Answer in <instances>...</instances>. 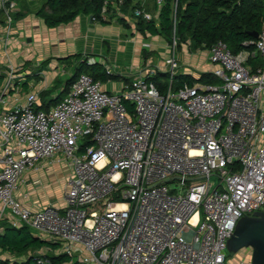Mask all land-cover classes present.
<instances>
[{"label":"built area","instance_id":"2783aa9c","mask_svg":"<svg viewBox=\"0 0 264 264\" xmlns=\"http://www.w3.org/2000/svg\"><path fill=\"white\" fill-rule=\"evenodd\" d=\"M253 44L208 50L216 86L173 90V48L164 91L146 71L122 75L129 81L110 94L79 74L48 110L36 109L37 94L9 109L0 96V218L78 264H232L237 221L264 212V23ZM256 54L263 63L252 70ZM58 155L70 167L64 207L33 211L15 197L21 176Z\"/></svg>","mask_w":264,"mask_h":264},{"label":"crops","instance_id":"0c3cea01","mask_svg":"<svg viewBox=\"0 0 264 264\" xmlns=\"http://www.w3.org/2000/svg\"><path fill=\"white\" fill-rule=\"evenodd\" d=\"M24 1L0 0V69H6L5 73L8 74V68L10 72H13L14 67H26L21 72L26 71L21 76L24 78L18 79L16 84L15 81L10 83L4 74L0 73V76L3 77L0 90L7 84H10L9 90H11V93L8 92L5 97L0 94L7 103V107L4 108L9 109L23 103L29 94H37L38 104L36 106L38 107L40 105L39 94L42 92H48L49 98L54 99L56 96H60L63 99L68 92L62 91L68 79L63 80L62 86L56 91V86L53 87V85L59 74L62 73L61 76H64L70 69L71 77L75 75V79L79 64L86 59L96 62V56L101 57L99 63L104 65L106 61L111 67H122L120 66L122 61V64L130 71L126 77L132 79L138 77L139 74L143 75L146 71H155L154 75L163 74L166 76L164 78L169 80L164 60L169 57L171 47L163 37L149 36L151 39H146L140 34H136L131 38V31L118 24L114 14L110 15V18H106L109 24L105 26L97 20L90 21L89 16L80 15L67 25L49 29L44 25L42 19L36 17L35 12L38 8L28 10ZM46 1H43L42 5ZM11 5L13 9L9 10L8 15L13 18V21H9L6 15L7 8ZM1 9L3 13H1ZM126 18L128 19V15H125ZM150 50H154V52L149 54ZM104 53L108 55L104 56ZM107 56L111 57L110 60L105 58ZM208 56L206 50L190 51L187 44H183L174 55L177 67H179V74L193 78V84H204L199 81L200 76L202 74L211 76L210 71L214 67L209 63ZM33 67L41 68L38 80L28 79V74L32 73L29 69H33ZM120 71L122 74H114L125 76V72H128L123 69ZM18 76L20 75H14L12 78H21ZM116 82L122 83V81ZM98 83L102 90L109 94L119 92L122 85L116 86L115 81ZM158 88L160 91L165 90ZM31 89H34V92H27L28 94L24 97L20 95V92ZM61 93L63 95L65 93V95L63 96ZM13 98L15 99L12 100ZM56 157L51 161L39 162L35 169L28 170L21 176L15 197L33 211L43 206L64 207L65 181L70 173V167L62 156ZM0 220L4 219L0 218ZM8 221L10 222L9 218ZM9 258L13 257L0 253V259ZM24 258L20 259L24 260Z\"/></svg>","mask_w":264,"mask_h":264},{"label":"trees","instance_id":"16d2710c","mask_svg":"<svg viewBox=\"0 0 264 264\" xmlns=\"http://www.w3.org/2000/svg\"><path fill=\"white\" fill-rule=\"evenodd\" d=\"M105 2L106 10L103 17L102 8ZM153 9L157 15L155 21L152 18H145L146 14L142 10L140 0L135 2L134 0H47L35 14L49 29L67 25L80 15L92 16L93 20L105 26L109 24L107 19L112 14L116 15L118 24L129 29L125 15L132 11L131 17L136 18L135 29L141 36H161L171 48L175 44V51H179L183 44H187L190 51H208L220 42L233 55L244 51L248 53L255 51L254 38L250 34L259 33L264 23V0H154ZM136 12L139 14L136 15ZM1 13H3L2 9ZM255 58L256 55L246 63L252 70L260 66L253 61ZM38 71L35 76H33L34 72L30 73L28 79L37 80L41 68L36 72ZM77 71L78 74L75 73L77 76L88 71L89 74L86 75L95 82L126 81L125 77L108 73L101 63L94 61L93 64H88V59L79 64ZM74 77L65 82L63 92L68 91ZM164 77L166 76L163 74H156L149 78V81L163 90L169 85L162 81L166 79ZM2 80L3 77L0 76V83ZM199 81L215 86L218 82L209 74H202ZM193 82V78L178 73L172 79V89L176 90L183 84L191 86ZM24 86L26 89L27 81ZM47 96L48 92L39 94L41 100L40 105L36 106L37 110H48L62 100L60 96L54 99ZM0 230V253L15 258L0 259V264H78L72 262L70 257L57 253L59 244L42 240L26 226L17 228L4 219L0 220ZM21 257H25L24 260L20 259Z\"/></svg>","mask_w":264,"mask_h":264},{"label":"rangeland","instance_id":"374dc122","mask_svg":"<svg viewBox=\"0 0 264 264\" xmlns=\"http://www.w3.org/2000/svg\"><path fill=\"white\" fill-rule=\"evenodd\" d=\"M43 1H46V0H34L33 2H29L28 0L26 1H24V3H26L25 4V7L28 9V10H30V8H33V9H36V8H39L41 5H42V2ZM135 1H139V0H134V2ZM153 1L154 0H140V5L142 6V10H144V13L146 14V15H150L151 16V18H152V20H156V17H157V15H156V11L153 9ZM131 12L132 11H129L126 15H128V19L126 18L125 19V21H126V23L128 22V21H130V22H128V23H130V24H128L129 26H130V29H128L129 31H131V33H130V36H131V38L134 36V35H136V34H139L137 31H136V29H135V24H136V18H133V17H131ZM93 20V19H92ZM13 21V20H12ZM102 29H104V28H102ZM144 38H146V39H151L149 36H144ZM174 47H172L169 51H170V53H169V57H172V53L171 52H173V49ZM175 51V50H174ZM152 52H154V50H150V52H149V54L150 53H152ZM176 52V51H175ZM175 52H174V54H175ZM111 54V53H110ZM109 54V55H110ZM149 54H147V55H149ZM106 55H108L107 53H104V56H106ZM143 55V54H142ZM105 58H107V60H110V56H107V57H105ZM95 59H96V62L97 63H99V61H100V59H101V57L100 56H96L95 57ZM167 59V58H166ZM166 59L164 60V61H166ZM121 61V60H120ZM253 61L257 64V65H261L262 63H263V59H262V57L260 56V55H257L256 54V58L255 59H253ZM178 63V62H177ZM121 65L120 66H122V67H111V66H109V64L108 63H106V61H105V63H104V65H105V68L109 71V72H111V73H118V74H122L121 73V71L120 70H126V71H128L129 69H128V67H125L123 64H122V61H121V63H120ZM20 68H22V67H14L13 68V72H10V69L8 68V74L7 73H5V71H6V69L5 70H1L0 69V73H2V74H4V76H5V78H7L8 79V81L11 83L12 81L16 84V83H18V79H23L21 76H23L24 74H25V72L26 71H23V73H21L22 72V70L23 69H20ZM38 68H40V67H33V69H29V71H32V72H34V74H33V76H35V75H37V73H39V71L38 72H36L37 71V69ZM20 69V70H19ZM120 69V70H119ZM71 70L69 69L68 71H66V73L64 74V76L62 75L61 76V74L62 73H60L59 74V77L57 78V81L54 83V85H53V87H55L56 86V88H55V90L57 91V88H60V86H62V81L63 80H67V79H72V77H71V74H72V72H70ZM84 73H86V74H89L88 73V71H84ZM130 73V71H128V72H125V76H126V74L128 75ZM14 75H20V76H18V77H21V78H12V76H14ZM29 75H31V74H28V76ZM38 80V79H37ZM127 80V79H126ZM215 80V79H214ZM122 81V80H121ZM162 81H164V82H166V83H168L169 84V82H170V79L168 80V79H164V80H162ZM218 81V80H217ZM20 83V82H19ZM220 81H218L217 82V84L216 85H220ZM122 83L121 82H115V85L116 86H119L120 87V85H121ZM41 85V84H40ZM10 84H7V86H4L1 90H0V92L1 93H3L2 95L5 97L7 94H8V92H9V94L11 93V90H9L10 88ZM34 92V89H31V90H29V91H26V90H24V91H22V92H20V95L21 96H25L26 94H28L29 92ZM28 92V93H27ZM55 95V94H54ZM48 97V96H47ZM15 98H13L12 100H14ZM46 99V98H45ZM39 100H41L40 99V97H39ZM40 102V101H39ZM81 144L83 143V141H81L80 142ZM58 156H62V155H58ZM57 158V157H56ZM55 159V158H54ZM41 161H46V160H41ZM41 161H39V162H41ZM38 162V163H39ZM37 163V164H38ZM28 171V170H27ZM26 171H24L23 172V174H22V176L24 175V173H25ZM54 200H56V199H54ZM264 209H262V211H263ZM89 211H97V212H99V213H101V210L100 209H98V208H96V207H89L88 208V212ZM29 230L33 233V234H37L38 235V231H36V230H34V229H31V228H29ZM250 254V252L249 251H247V250H242L240 253H239V255H238V257L240 258L239 259V261L240 260H242V264H250V257L248 256ZM228 260L232 263V264H239V261L237 262L236 260H237V258L235 257V255H230V254H228Z\"/></svg>","mask_w":264,"mask_h":264},{"label":"water","instance_id":"95a60500","mask_svg":"<svg viewBox=\"0 0 264 264\" xmlns=\"http://www.w3.org/2000/svg\"><path fill=\"white\" fill-rule=\"evenodd\" d=\"M92 19L89 16V20ZM250 36L257 39L258 33L253 32ZM226 246L230 255L249 249L250 264H264V212H256L252 216L239 219Z\"/></svg>","mask_w":264,"mask_h":264},{"label":"bare ground","instance_id":"6f19581e","mask_svg":"<svg viewBox=\"0 0 264 264\" xmlns=\"http://www.w3.org/2000/svg\"><path fill=\"white\" fill-rule=\"evenodd\" d=\"M257 38H258V37H257ZM254 40H257V39H254ZM167 75L169 76L168 73H167ZM177 75H178V74H177ZM177 75H176V76H177ZM149 78H151V77H148V79H147L148 81H149ZM84 145H85V144H84ZM237 222H238V221H237ZM236 224H237V223H236ZM234 229H235V228H234ZM230 237H231V236H230ZM50 242H51V241H50ZM226 247H227V246H226ZM226 249H227V248H226Z\"/></svg>","mask_w":264,"mask_h":264}]
</instances>
